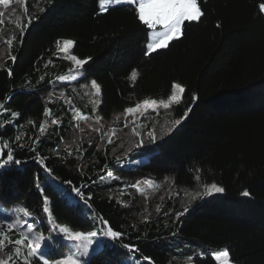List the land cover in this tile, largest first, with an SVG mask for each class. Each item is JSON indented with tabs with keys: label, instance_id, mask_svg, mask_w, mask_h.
<instances>
[{
	"label": "trees",
	"instance_id": "1",
	"mask_svg": "<svg viewBox=\"0 0 264 264\" xmlns=\"http://www.w3.org/2000/svg\"><path fill=\"white\" fill-rule=\"evenodd\" d=\"M36 1L29 0L20 28L13 30L8 21L0 27V147L8 145L22 161L0 169V205L27 206L31 216L43 219V195L36 187L43 184L54 201L56 225L95 230L103 217L124 233L123 243L138 249L129 251L117 241L92 264H219L209 247L229 250L234 264H264V0H198L200 22L186 23L180 40L150 55L144 52L149 35L129 6L101 12L100 0ZM68 39L74 41L71 55L92 58L86 82L96 79L100 85L96 111L104 120L128 106L169 99L174 83L185 88L168 112L170 128L155 143L147 137L144 148H136L131 135L115 150L90 139L76 145L74 116L58 79L72 71L57 55ZM75 88L70 95L77 99L83 92L79 81ZM189 106L191 112L172 128ZM149 148L158 155H137ZM118 157L130 161L120 171L113 167ZM147 180L172 190L152 213L134 195ZM213 183L224 193L200 196ZM75 189L91 200H80ZM67 248L60 241L49 251L61 258Z\"/></svg>",
	"mask_w": 264,
	"mask_h": 264
},
{
	"label": "snow or ice",
	"instance_id": "2",
	"mask_svg": "<svg viewBox=\"0 0 264 264\" xmlns=\"http://www.w3.org/2000/svg\"><path fill=\"white\" fill-rule=\"evenodd\" d=\"M13 0H0V6L3 8H8ZM101 4H111L114 6H129L133 10V14L137 22L144 26L146 29V37L151 35V42L146 43V48L144 50L145 55H150L156 53L158 50L167 49L169 43L172 41L180 40L185 34L186 23L187 25H192L193 23H199L200 18L204 15L202 8L198 5V0H100ZM261 11L264 12V5L261 6ZM5 13L0 11V17H3ZM2 23V21H0ZM31 20H29V26ZM219 27V24H217ZM24 29H22L23 33ZM59 43V42H57ZM74 41L68 39L65 41V49L72 46ZM16 57L12 56V60L15 61ZM72 61L75 63V68L78 75H73V81H79L82 87L88 88L89 85L86 82L88 79L87 73L91 69L89 58H77L76 55H72ZM88 65V68H85ZM82 70V71H81ZM9 77L12 76L11 70L8 71ZM137 73L133 71L131 77L135 80ZM43 79V77H41ZM60 81H64L66 77L60 76L58 78ZM91 88L96 92H100V85L97 83L96 79H91ZM172 88L175 94H172L167 103L164 100H160L159 103L163 104L164 108H168L173 101H176L177 95L184 93L185 88L181 86L180 83H174ZM193 100L196 99L195 94L192 97ZM147 106L148 101L143 102ZM156 105L158 101L153 100L151 102ZM2 107V105H0ZM138 109V105L128 106L126 112L128 114L135 113ZM191 107L182 109L180 113V118L174 120V125L178 126L181 124L182 119L186 118L187 114L191 112ZM18 115L13 113V116ZM44 115H48V111L45 110ZM102 119V117H97V120ZM53 124L56 123L55 120L52 121ZM127 127V125H125ZM43 130V129H41ZM135 131V128H133ZM2 134V133H0ZM139 135V133H137ZM149 141L152 143L156 142V135L153 131L147 133ZM19 140V137H16ZM111 142V141H110ZM19 148H23L24 145H18ZM136 148H144L143 137L136 142L134 145ZM7 149L5 152L4 149ZM31 151L36 152L35 147H31ZM71 155V153H68ZM138 156H152L158 155L156 149H145L144 152H139ZM38 163L43 164L44 160L40 157L39 153L36 152V156L33 157ZM22 163L21 159L16 158L14 150L8 145L0 147V169L9 170L10 165H20ZM130 163V161L125 158L121 160L119 157L116 160L113 167L117 171H120L124 165ZM130 171V169H125ZM108 177H113L114 173L112 171H107ZM3 172H0V176ZM101 179H103L101 177ZM115 179L119 180L120 177L116 176ZM37 190L40 191L43 185L37 183ZM214 190L215 193H224L225 189L223 187H218L215 183L211 184V187L207 189V193L211 194ZM80 200L85 203L91 200V195H85L80 189H75ZM242 196L249 197L250 193L248 191H243ZM3 197H0V202L3 201ZM21 199L17 197L16 200ZM80 200L74 201L79 204ZM41 203L44 205L41 211L47 214L43 219L38 220L36 216H31L29 213V207H14L13 211L15 213H22L23 218L16 219L13 222L8 223V229L19 228L21 235L15 240H10L7 235L0 239V251L4 249V242L15 247H9L8 252L11 253L7 256V259H0V264H11L13 258L17 260H22V264H92L93 259L99 255L104 248L114 246V243L120 241L122 246L129 251H137L138 249L135 245H130L128 243H123L124 233L120 230H116L112 227L107 219L100 217L98 225L95 226V230H92V225L89 226L87 230L80 231H69L68 228L60 227L57 231V225L52 220V213L49 211L47 206V200L42 197ZM188 211L185 208L183 211L176 213V219L179 218ZM95 220V217H93ZM26 230V232H25ZM37 234L33 237L31 234L33 232ZM175 235V233H173ZM60 241H67L69 244L71 242H77L75 252L71 255H67L65 258H55L49 251L50 248H55ZM112 242V243H110ZM145 259H148L147 257ZM215 260L219 261V264H230V251L224 250L220 251L215 255Z\"/></svg>",
	"mask_w": 264,
	"mask_h": 264
},
{
	"label": "rangeland",
	"instance_id": "3",
	"mask_svg": "<svg viewBox=\"0 0 264 264\" xmlns=\"http://www.w3.org/2000/svg\"><path fill=\"white\" fill-rule=\"evenodd\" d=\"M37 1L34 2V4H36ZM28 4L29 0H13L12 4L6 9L0 6V11L5 13L3 17H0V21H2V23H0V27H8L6 26V21H8L11 24L10 26L13 30L14 28H20L21 22L25 19L24 9L28 8ZM99 6L100 11L104 12L114 5L108 3L102 5L101 2H99ZM65 41L66 40L61 42V48L57 55L62 57L63 61L67 63V65L72 66V71L64 76L66 77L64 81H61L64 85L61 87L62 90L60 91V94L62 99L65 100L66 106L70 109L72 115L74 116L75 128L73 132V138L76 139V145L81 146L82 143L84 144L90 139L94 145L101 144V146L115 150L117 147L126 145V143L130 140L129 138L131 135H135L137 141L142 136L144 141L148 137L147 133L149 131H153L158 139V137L161 136L164 131L170 128L167 123L171 120L169 119L168 112H170L172 104L178 103L181 100L183 93L177 95L176 101H173V103L168 108H164L163 104H160L159 101L156 105H153L151 103L153 100H148L147 106H145L144 103L139 104L135 113L128 114L127 112H124L122 114L116 115L111 120H97V117H100L96 111L98 92L91 88V84H88L89 87L87 89L83 87V92H81L80 97H77V99L70 95H74L77 91L75 88L76 81L72 80V76L78 75V73L75 68V63L71 59V50L73 49L74 44L65 49ZM149 42H151V35H149ZM167 100H164V102L167 103ZM125 125H127V127ZM173 127L175 128L176 125L173 124L172 128ZM133 128H135V131H133ZM137 133H139V135H137ZM210 187L211 186H208L201 190L199 193L200 196H211L218 194L215 193L214 190L211 194H208L207 189ZM171 192L172 190H170L165 183L160 184L155 181L147 180L142 181L137 185L134 195L139 199L140 202L149 205V211L152 213L156 212L157 207H160L164 204L166 198ZM41 193L44 199L47 200V206L51 212V207L54 204V201L44 185ZM11 210H13V208L7 209L6 207L0 205V239L7 235L10 240H15L21 235L19 228H14L11 230L8 229L7 225L9 222L14 223L16 219L23 218L22 213H17V215L12 216L14 211ZM84 210L87 215H93L91 209L87 205H84ZM60 227L64 226L57 225V231ZM36 234L37 233L34 231L31 235L34 237ZM3 242L4 247L10 245L7 240ZM67 243L68 248L66 254L60 259H63L67 255H71L75 252L77 242H71L70 244L69 242ZM10 246H12V248L15 247L14 245ZM206 251L210 252L214 258L215 255L220 252L210 247ZM199 252L202 253L203 250ZM10 254L11 253L8 251L5 252L3 259H7V256ZM13 259L16 258L14 257ZM217 262L219 263V261ZM230 264L234 263L230 260Z\"/></svg>",
	"mask_w": 264,
	"mask_h": 264
}]
</instances>
